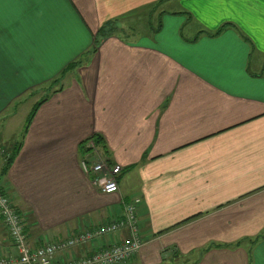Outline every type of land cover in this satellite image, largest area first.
<instances>
[{
  "label": "crops",
  "instance_id": "obj_1",
  "mask_svg": "<svg viewBox=\"0 0 264 264\" xmlns=\"http://www.w3.org/2000/svg\"><path fill=\"white\" fill-rule=\"evenodd\" d=\"M159 1L0 0V187L32 247L120 218L140 198L144 244L124 264H264V0ZM145 15L146 29L129 25L92 52L102 25ZM95 134L127 169L116 193L82 167L80 144ZM10 252L0 217V254Z\"/></svg>",
  "mask_w": 264,
  "mask_h": 264
},
{
  "label": "built area",
  "instance_id": "obj_2",
  "mask_svg": "<svg viewBox=\"0 0 264 264\" xmlns=\"http://www.w3.org/2000/svg\"><path fill=\"white\" fill-rule=\"evenodd\" d=\"M89 147L93 149L95 158L88 156L82 160L85 173L91 176L93 184L102 192H118L122 168L109 163L100 153L94 140L90 141ZM140 202V198L124 202V213L120 218L78 231L67 239L32 247L22 215L15 208L10 196L0 187V217L16 251L0 254V264H124L136 255L144 244L138 217ZM119 232H126L122 240L102 246L106 237ZM76 247L85 248L89 252L65 260L57 258L59 253Z\"/></svg>",
  "mask_w": 264,
  "mask_h": 264
},
{
  "label": "trees",
  "instance_id": "obj_3",
  "mask_svg": "<svg viewBox=\"0 0 264 264\" xmlns=\"http://www.w3.org/2000/svg\"><path fill=\"white\" fill-rule=\"evenodd\" d=\"M164 0H160L159 2H163ZM122 22L121 19H114L111 21H108L107 23H105L104 25H102L100 27V29L97 31L96 35L94 36V46L92 48V52H95L97 50V46L102 42V40L104 38H106L107 36H111V35H115L118 33L120 27V23ZM227 24L223 25L220 29H218L214 34L220 33L223 28L226 26ZM84 60L83 55L79 58L76 59L75 61H72L71 63H69L60 73V76L53 79L48 87V91H50L52 88H54L55 86H57L62 78L64 77L65 74H67L70 70L74 69L77 65H79L80 63H82ZM56 91V90H54ZM47 100V97L42 99L41 101L37 102L34 107L32 108L31 112L29 113L27 119H26V123L24 126V130L22 133V136L24 137L27 133V131L30 128V125L34 119V117L36 116V113L39 109V107L43 104V102H45ZM91 140H94L95 143L101 147L104 155L107 154V147L105 145V141L103 139L102 136H99L97 134L92 135L91 137L85 139L81 144H80V150H81V154L84 158L90 156V157H94L95 155L93 153V149L89 147V143ZM22 140L18 141L14 147V149L11 151L9 157L6 159L5 165L2 169V173H6L8 171V169L10 168V166L12 165V163L14 162L17 154L20 151V148L22 146ZM129 170V169H128ZM127 171V169H123L119 175V181L120 179L123 177V175L125 174V172ZM135 199V198H133ZM132 199V200H133ZM130 201V200H129ZM141 203V202H140ZM140 205V204H139ZM139 207V206H138Z\"/></svg>",
  "mask_w": 264,
  "mask_h": 264
},
{
  "label": "rangeland",
  "instance_id": "obj_4",
  "mask_svg": "<svg viewBox=\"0 0 264 264\" xmlns=\"http://www.w3.org/2000/svg\"><path fill=\"white\" fill-rule=\"evenodd\" d=\"M159 7V6H158ZM164 8H173L172 6H171V4H168V5H165L164 6ZM146 16V17H145ZM144 16V18H143V21H139V22H135V21H130L131 19L130 18H128V19H124L121 23H120V29H119V31H118V33L117 34H123V33H129V34H133V29H131L130 31H129V28H131L129 25H132V28H137V27H140V28H142V29H146L147 27H146V25L148 24L147 23V15H145ZM133 18H136V17H133ZM127 31V32H126ZM128 34V35H129ZM46 92H47V89H46ZM49 92V91H48ZM42 94H45V93H39V94H37L36 96H35V99L36 98H38L39 99V101L40 100H42ZM32 100H34V99H32ZM31 102V101H30ZM30 102H28V104L27 105H25V106H23V108H22V110H21V116H19L18 117V121H19V124L20 123H22L23 121H20V118H24L25 116H26V114L28 113V107L30 106ZM23 120V119H22ZM21 128H22V126L21 127H19V130H21ZM24 129V128H23Z\"/></svg>",
  "mask_w": 264,
  "mask_h": 264
}]
</instances>
